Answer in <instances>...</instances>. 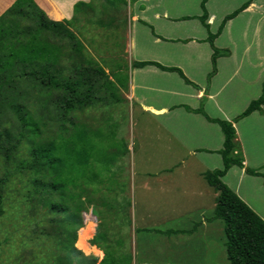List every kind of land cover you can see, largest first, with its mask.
<instances>
[{
  "label": "trees",
  "instance_id": "16d2710c",
  "mask_svg": "<svg viewBox=\"0 0 264 264\" xmlns=\"http://www.w3.org/2000/svg\"><path fill=\"white\" fill-rule=\"evenodd\" d=\"M135 1L79 0L73 4L70 19L51 20L35 0H14L0 15V152L4 154V162L8 166L5 175L0 177V216L4 212L3 185L7 178L15 173L28 174L29 182L33 184L30 194L37 197L32 198L33 202L46 206L51 212H63L64 216L57 225V233L63 237L59 241L67 251H74V258L79 264H130L131 261L130 254L116 256L108 247L100 244L106 231H100L99 223L90 240L92 245L103 251L98 262L95 256L85 255L83 250L74 246L77 230L84 239L90 238V230L83 227L80 214L87 207L86 202L92 203L90 192L84 196L87 188L83 179L88 177L90 165L94 164L91 161L92 144L85 139L86 125L80 120H70V132L64 125L69 112L88 107L99 98L94 95V90L100 76L107 81L109 76L113 78L109 82L115 101L123 100L117 84L123 86L124 80L115 72L109 74L96 60L83 53V44L76 39L69 24L76 17L87 21L95 17L102 27L116 26L121 19L126 20L124 8ZM206 1L200 2L202 14L199 19L208 29V42L213 50L212 69L207 77L209 82L216 72L217 58L230 52L227 48L215 47L213 39L221 32L225 22L244 9L250 0L227 13L216 32H211L206 23ZM97 2L100 3L98 8L95 6ZM48 13L58 18L57 10L50 9ZM68 41H72V44L68 45ZM145 65L175 70L187 83L197 86L179 67L165 66L155 60L131 61L132 67ZM204 100L205 96L199 107L192 110L216 122L223 134V144L218 151L222 167L206 170L203 176L218 191L213 218H220L224 222L227 259L230 264H264V219L221 179L232 165L245 168L249 174H264L244 165V156L233 125L254 110L264 111V81L261 94L232 120L210 117L204 111ZM57 115L62 117L59 131L51 133L48 138H40L42 127ZM24 140L29 142V159L18 156ZM70 184L78 190L68 192ZM72 222H75V228L70 230ZM68 233L69 240L66 239ZM70 258L67 252L56 258L55 264H72Z\"/></svg>",
  "mask_w": 264,
  "mask_h": 264
},
{
  "label": "crops",
  "instance_id": "0c3cea01",
  "mask_svg": "<svg viewBox=\"0 0 264 264\" xmlns=\"http://www.w3.org/2000/svg\"><path fill=\"white\" fill-rule=\"evenodd\" d=\"M13 1L0 0V14ZM35 1L49 18L62 20L72 17L73 4L79 0ZM186 1L137 0L133 3L135 8L130 19L136 22L135 27H138V22L149 28L150 32L147 28L145 30L152 43V49H147L149 54L134 60H155L165 66L179 67L197 86L187 83L175 70H164L155 65L132 67L131 62L125 88L117 85L122 101L146 115L150 125L155 124L158 130H163L166 135L163 144L168 150L176 151L174 156L165 158L171 164L151 173L154 177L149 180L157 188H169L168 191L172 190L175 183L173 179L177 177L179 180L176 184L181 194L171 193L165 203L185 205L183 216L188 226H173L163 230L171 238L169 242L174 249L180 247L174 250L175 253L180 252L177 254L179 256L169 257L174 259V264H221L218 243L220 228L218 225L214 227L218 221L212 215L205 217L201 205H215L214 187L208 184L203 173L222 167L218 151L223 144V134L216 122L209 121L192 109L199 107L205 96L203 108L210 117L232 120L254 97L253 93L257 91L259 80L264 75V0H250L244 9L225 22L214 42L217 47L227 48L230 52L217 58L216 72L209 82L207 77L212 69L213 50L206 42L208 29L199 19L202 14L201 0L199 12L196 13L186 12ZM245 1L207 0L206 23L209 24V30L216 32L224 16ZM50 9L58 10L61 17L54 18L48 13ZM127 36L129 42V30ZM135 37L136 33L129 42L130 46L138 44ZM237 39L243 42L241 49H237ZM89 46L92 49L99 48L93 42ZM233 125L244 156V165L264 173V111L254 110ZM176 162H187V170L180 175L175 173L174 169L179 166ZM221 179L264 219V174H249L245 168L232 165ZM96 192L91 202L96 200L97 205H106L101 201L103 191ZM113 192L116 193L115 188ZM119 195V200L124 201L126 196L123 191ZM94 230L95 234L96 226ZM137 253L140 255L138 250V256Z\"/></svg>",
  "mask_w": 264,
  "mask_h": 264
},
{
  "label": "rangeland",
  "instance_id": "374dc122",
  "mask_svg": "<svg viewBox=\"0 0 264 264\" xmlns=\"http://www.w3.org/2000/svg\"><path fill=\"white\" fill-rule=\"evenodd\" d=\"M199 2L200 0H187L186 12H199ZM162 3L164 4L165 1ZM98 4L100 3L97 2L95 5L97 8ZM134 8L133 3L128 4L124 8L126 20L121 19L120 23L113 27H102L95 21V17L90 21L76 17L69 24V29L74 32L76 39L83 44V53L96 60L109 74L115 72V75L121 77L124 80V88L128 80L130 62L149 54L147 49H152L150 46L152 43L145 30L146 25L137 22L138 27H135L136 22L130 19ZM58 13L59 18L61 13L59 11ZM46 16L49 18L47 14ZM128 30L129 42L136 33L135 38L138 44L129 45ZM147 30L149 31V28ZM215 38L213 43L217 47ZM68 42V45L72 44V41ZM90 42L97 44L99 48L92 49L89 46ZM237 43H239L237 49H241L242 40L237 39ZM109 78L107 81L105 77H99L96 83L97 88L94 90V95L99 98L93 102L94 104L69 112L65 121L63 119L64 125L69 129L68 132L72 131L70 120H80L86 125L85 139L90 140L92 144L91 161L94 165H90L88 177L83 179L86 180L87 188V194L85 193L84 196H88V192L91 191V198L94 199L97 190L103 191L101 201L106 204L97 205L96 200L92 202L94 205L85 203L87 207L81 211L80 215L84 222L83 227L90 230V238H87V245L82 233H78L77 230L74 246L83 250L85 255L95 256L98 262L103 253L92 245L90 240L95 226L99 223L100 231H106L105 237L100 239V244L108 247L116 256L130 254V264H162L164 262L174 264V259L169 255L174 258L179 256L177 254L180 252L175 253V251L180 247L174 249L171 241L169 242L171 238L163 230L173 226L177 228L188 226L183 216L186 212L185 205H166L165 203L171 193L181 194L176 184L179 180L177 177L173 179L175 183L171 191H168L167 187L157 188L153 185V181L149 182V180L154 177L151 173L171 164L165 158L174 156L176 151L168 150L163 144L166 140L165 132L158 130L155 124L150 125L147 116L140 113V110L130 107L128 102L115 101L112 98L115 95L109 81L113 78L111 76ZM263 81L264 75L261 76L258 89L253 93L252 99L261 94ZM61 118L57 115L47 126H43L40 138H48L51 133L59 131ZM28 146L29 142L24 140L18 152L20 159L31 157ZM4 157V154L0 152V177L5 175L8 168ZM186 167H188L187 162L179 164L174 169L175 173L180 175L187 170ZM93 174L100 176L94 177ZM32 187L28 174L24 173L11 174L3 185L4 212L0 216V264H55L56 258L66 255L67 252L71 257V263L79 264L74 258V251L72 249L67 251L59 241L63 237L57 233V225L64 216L63 212H51L44 205H36L32 198L37 199V197L30 194ZM113 188L116 189V193L113 192ZM213 189L214 203L217 191ZM76 190L78 189L68 185V192ZM122 191L126 196L124 201L119 200L121 198L119 193ZM68 202L70 203L69 199ZM112 202L115 204L113 205ZM214 206L201 205L205 217L212 215L213 218ZM215 219L218 222L214 224V227L218 225L219 235L221 234L218 243L223 259H220V263L230 264L226 256L227 237L224 232V222L220 218ZM74 224L75 222H72L69 225L70 230L75 228ZM69 238L68 233L66 239L69 240ZM137 250L140 252V255L137 253L138 256Z\"/></svg>",
  "mask_w": 264,
  "mask_h": 264
},
{
  "label": "bare ground",
  "instance_id": "6f19581e",
  "mask_svg": "<svg viewBox=\"0 0 264 264\" xmlns=\"http://www.w3.org/2000/svg\"><path fill=\"white\" fill-rule=\"evenodd\" d=\"M58 11V10H57ZM87 243V245H88V242H86Z\"/></svg>",
  "mask_w": 264,
  "mask_h": 264
}]
</instances>
